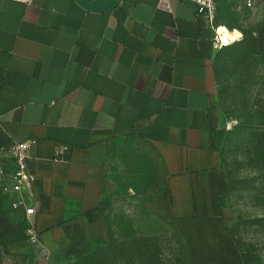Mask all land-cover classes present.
<instances>
[{
  "label": "crops",
  "instance_id": "1",
  "mask_svg": "<svg viewBox=\"0 0 264 264\" xmlns=\"http://www.w3.org/2000/svg\"><path fill=\"white\" fill-rule=\"evenodd\" d=\"M216 2L221 29L234 43L250 30L263 54L264 0ZM168 4L119 0L94 13L76 0H0V165L12 174L3 149L35 140L38 202L28 220L0 193V264H30L36 246L53 251L80 227L109 240L106 209L123 199L126 216L153 219L127 235L176 234L188 264H238L214 69L234 43L218 48L195 3Z\"/></svg>",
  "mask_w": 264,
  "mask_h": 264
},
{
  "label": "rangeland",
  "instance_id": "2",
  "mask_svg": "<svg viewBox=\"0 0 264 264\" xmlns=\"http://www.w3.org/2000/svg\"><path fill=\"white\" fill-rule=\"evenodd\" d=\"M240 33V40L234 43L236 39L232 47L223 51L214 67L215 99L221 119L217 151L220 168L228 181L225 205L238 264H244L243 256L252 248L260 263L252 258L251 264H264V206L257 202L256 195L262 183L261 174L250 154L256 142L253 134L262 128L259 113L264 112V56L255 52V39L250 30ZM127 204L123 199L119 207L115 203L106 209L115 242L130 233L129 229L143 225L140 222L153 221L149 217L126 216ZM151 240V246L157 250V263L188 264L186 249L176 234ZM110 241L80 227L53 251L36 246L30 264H92L101 259V252Z\"/></svg>",
  "mask_w": 264,
  "mask_h": 264
},
{
  "label": "built area",
  "instance_id": "3",
  "mask_svg": "<svg viewBox=\"0 0 264 264\" xmlns=\"http://www.w3.org/2000/svg\"><path fill=\"white\" fill-rule=\"evenodd\" d=\"M23 4H30L31 0H10ZM195 3L198 7L197 17L203 20L205 26L210 28L214 33V42L218 48L224 46L222 26L216 23L217 18V2L216 0H187ZM262 0H242L244 7L249 10H256ZM169 0H159V7L169 10ZM36 145L35 140H25L23 142L14 143L6 149L12 160L14 172L8 175L2 165H0V193L11 200V208L14 211H22L26 219L31 220L37 214L38 202L36 200L35 185L37 177L30 171L28 161L32 148ZM2 151V150H1ZM68 151L67 147H62L57 155ZM33 244H37L35 231L31 228L27 230Z\"/></svg>",
  "mask_w": 264,
  "mask_h": 264
},
{
  "label": "trees",
  "instance_id": "4",
  "mask_svg": "<svg viewBox=\"0 0 264 264\" xmlns=\"http://www.w3.org/2000/svg\"><path fill=\"white\" fill-rule=\"evenodd\" d=\"M232 46L233 45L228 46L224 50H228ZM255 52L261 56H264V53L261 54L258 52L256 41ZM220 56L217 57L216 61ZM259 122L261 123L262 128L257 129L259 132L253 134V136L256 135V142L255 146H252L250 148V154L258 163L259 172L261 174L260 177L262 183L260 188H258L256 191L257 202L261 206H264V112L259 113ZM230 234L232 236V232ZM110 239L111 243L106 244V250H108V248L110 250L101 252L103 255L101 259L97 260V262H93L92 264H160L157 263V250L150 244L152 242V238L136 236L132 237L128 234L122 237V240H119L118 242H115L112 237ZM116 247H118V249H116ZM254 252L255 250L254 248H252L243 256L244 264H251L250 260L252 258L259 261L258 258L254 255ZM158 262L160 261L158 260Z\"/></svg>",
  "mask_w": 264,
  "mask_h": 264
},
{
  "label": "water",
  "instance_id": "5",
  "mask_svg": "<svg viewBox=\"0 0 264 264\" xmlns=\"http://www.w3.org/2000/svg\"><path fill=\"white\" fill-rule=\"evenodd\" d=\"M85 10L94 13H103L113 10L119 5V0H76Z\"/></svg>",
  "mask_w": 264,
  "mask_h": 264
},
{
  "label": "bare ground",
  "instance_id": "6",
  "mask_svg": "<svg viewBox=\"0 0 264 264\" xmlns=\"http://www.w3.org/2000/svg\"><path fill=\"white\" fill-rule=\"evenodd\" d=\"M219 31L222 33L224 46L232 44L237 39L235 34H230L225 29H220Z\"/></svg>",
  "mask_w": 264,
  "mask_h": 264
}]
</instances>
